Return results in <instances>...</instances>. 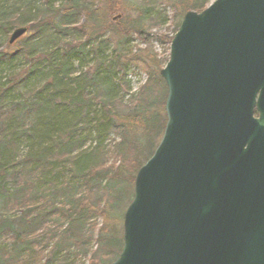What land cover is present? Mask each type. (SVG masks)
Returning <instances> with one entry per match:
<instances>
[{"label":"trees","instance_id":"trees-1","mask_svg":"<svg viewBox=\"0 0 264 264\" xmlns=\"http://www.w3.org/2000/svg\"><path fill=\"white\" fill-rule=\"evenodd\" d=\"M127 1L0 0V264H108L122 250L109 219L132 202L163 136L169 59L150 54L157 68L146 64L133 91L128 72L148 53L126 45L133 35L150 42L144 23L161 2L136 0V17L112 27ZM166 1L180 11L174 36L187 12L213 0ZM20 28L32 33L11 45ZM109 32L123 41L112 57ZM173 36H160L167 48Z\"/></svg>","mask_w":264,"mask_h":264},{"label":"water","instance_id":"water-1","mask_svg":"<svg viewBox=\"0 0 264 264\" xmlns=\"http://www.w3.org/2000/svg\"><path fill=\"white\" fill-rule=\"evenodd\" d=\"M160 76L167 122L110 264H264V0L187 12Z\"/></svg>","mask_w":264,"mask_h":264},{"label":"rangeland","instance_id":"rangeland-1","mask_svg":"<svg viewBox=\"0 0 264 264\" xmlns=\"http://www.w3.org/2000/svg\"><path fill=\"white\" fill-rule=\"evenodd\" d=\"M147 1V0H146ZM148 2V1H147ZM160 5H159V11H157L156 9L153 12H158L161 13L162 12V16H160V20H167L164 25H160L158 26H153L155 23V20H152L151 15L153 14V12H150L148 15V19L146 20V23H144V27L148 28V30L146 31L148 34V38L150 39L149 43H145L143 42L139 36L133 35L131 40L129 41L130 44L126 45V49L128 50H132V52H134L135 54H140V55H145V53H148L147 56L145 57V60H141V63H136L138 64L137 66H139L138 68L140 69H134L131 68L128 72V76H127V80L130 82L133 91H137L139 90L140 86L144 85L147 80H148V72L146 70L145 65L148 64L150 65L152 68L156 69L157 68V62L161 65H163V60L167 59L168 55H169V47L167 48V45H164L165 41H162L160 39L161 35H167L168 37L173 36L174 33V23L177 22V19H179L180 17V11L178 9H172L170 7V2L166 1V0H160ZM140 3H138L136 0H128L127 3H125L122 7L123 9H119L114 15L110 16V20H111V26L115 27L116 24L119 23V20H121V23H124V20L128 19V18H135L136 17V12L134 11L135 6L139 7ZM166 15V17H165ZM120 18V19H117ZM155 18V17H154ZM152 26V27H151ZM31 31H29L27 33L26 36L31 35ZM109 36L112 37L113 39V43L112 46H110V50L107 52L109 57H112L115 54V51L119 48H122L123 46V41L122 39H119L118 36L116 34H113L112 32L108 33ZM26 36L24 38H26ZM1 50H5L6 51V46L2 45ZM15 48V47H14ZM8 50V49H7ZM152 54V56H154V59H157V62L154 60L151 63L148 61L150 60L148 58V56ZM166 64H164L163 66H160V69L164 68ZM22 64L17 63V68H21ZM76 68V67H75ZM78 68V67H77ZM159 69V70H160ZM80 70V69H78ZM2 77L0 76V79ZM113 137V135H112ZM127 206L117 209L112 217V220L109 219L110 221V227L114 228V227H118L121 234L123 231V218L122 220H119L120 216H124L125 210H126ZM103 225V221L99 220L97 222V226L101 227ZM108 225V224H107ZM43 262V260H42ZM63 264H65V262H62ZM86 264H88V262H86Z\"/></svg>","mask_w":264,"mask_h":264}]
</instances>
